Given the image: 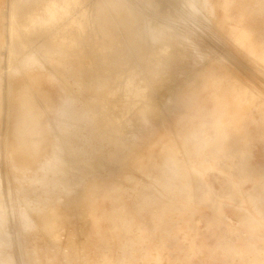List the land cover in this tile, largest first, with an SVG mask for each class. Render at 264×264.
Wrapping results in <instances>:
<instances>
[{
  "label": "rangeland",
  "instance_id": "rangeland-1",
  "mask_svg": "<svg viewBox=\"0 0 264 264\" xmlns=\"http://www.w3.org/2000/svg\"><path fill=\"white\" fill-rule=\"evenodd\" d=\"M54 1L0 0V264H264V21L236 0L174 21L125 0L183 51L133 99L129 72L87 47L28 36L14 53L17 18Z\"/></svg>",
  "mask_w": 264,
  "mask_h": 264
},
{
  "label": "bare ground",
  "instance_id": "bare-ground-1",
  "mask_svg": "<svg viewBox=\"0 0 264 264\" xmlns=\"http://www.w3.org/2000/svg\"><path fill=\"white\" fill-rule=\"evenodd\" d=\"M69 1H71V3L67 2V0H55L51 6L50 12L43 16L40 15V20H38L39 16L35 20L33 16L28 18L26 15L25 18L27 17V19L23 21L18 19L19 17L17 18L20 13L19 9H21L22 6H17L12 2V5L7 10L9 11V13L11 12L10 14L12 18H17L18 24L22 26V29L24 30V36L21 34L23 37L19 38L17 36V38L15 39L16 45L14 46V53L19 54L20 47L18 46L28 44V36L30 38H32L33 36L40 37L43 40L48 41L47 43L55 41L58 38L61 41H66L70 45L67 47H70L71 50L74 46H76L80 50V55L85 53L84 50L85 47H87L86 50H88L92 54V56H94L93 58H91V60H100L106 65V67L108 66L110 69H114L115 75H120V77L122 78V71L124 69L129 72L128 76L130 78V84L132 85L134 91L133 99L141 98V94H139V89L141 86H147V88L151 89L154 87V85L156 87H160L162 84V80L160 78L161 72H164L165 68L170 66V63H173L182 56L183 51L177 52L176 49L178 45V37L175 33H170L162 25L153 24L149 20H146V18L143 20L142 18H140L138 14L139 12H137V10H139L138 7L136 6V8L134 6H130L125 2V0ZM142 1L145 2L147 6L152 10H156L159 13L165 14L169 16L172 21H174L177 19L181 20V18L184 17L186 10L191 13L194 10L198 9L197 4L200 3L201 0H168L165 3L159 2L158 0ZM253 2L254 1L252 0H236L235 5L243 10L242 13L244 15L249 16L248 20L250 22L264 21V4H262L263 9H261L263 11L260 10L257 12L254 11L253 8L258 5V2ZM230 6V0H225L223 3V9L226 15L229 13L228 10H230ZM60 9H62L61 12H59ZM181 9L183 11H181ZM92 15L96 16L97 21L93 20V18L91 17ZM67 19L68 21H66ZM61 21L65 22H62L63 24L59 25ZM97 22H101L105 26L104 30L101 33L97 28ZM31 23L41 25V30L37 27H33ZM164 30H166V32H164ZM240 33L245 43H248L250 46H254L251 43L250 38H248L246 29L241 27ZM85 38L88 39L86 40ZM82 39H85L86 41L84 42V46L80 47ZM258 45H260V42L258 43ZM147 47L150 48L156 55L149 56V59L144 56V60L148 61L146 64V62L142 59V51L144 50V48L147 49ZM56 48L58 47L56 46ZM74 51L75 49L71 54H68V50V53L66 54L72 56L73 53H76ZM62 52L65 53L66 50H63ZM37 55L32 54V56L35 57ZM43 55L47 58V56H52L53 54L51 55L48 50H45L43 52ZM67 55L65 56L69 57ZM52 57L55 56L53 55ZM76 60H73L74 63ZM82 60H84L83 57ZM49 63L57 67H63V62H61V60L50 59ZM75 66L77 65H74V68ZM119 68L124 69L119 70ZM92 71V75L95 74L97 77L100 74V71L99 74H96L98 68L94 65ZM96 76L94 77L95 80L97 78ZM78 79L81 78L79 77ZM2 255L3 252L0 253V257ZM37 256L38 254L36 252H33V259H31V262H33L32 264H40ZM2 264H13V261H11V258H7L2 262Z\"/></svg>",
  "mask_w": 264,
  "mask_h": 264
}]
</instances>
